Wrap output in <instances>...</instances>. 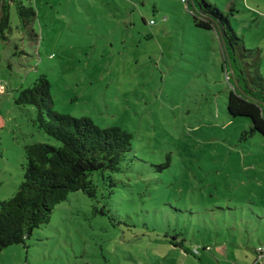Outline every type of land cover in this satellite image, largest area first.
<instances>
[{
	"label": "rangeland",
	"instance_id": "1",
	"mask_svg": "<svg viewBox=\"0 0 264 264\" xmlns=\"http://www.w3.org/2000/svg\"><path fill=\"white\" fill-rule=\"evenodd\" d=\"M208 1L259 48L264 75V0ZM23 2L36 36L11 4L0 40V200L22 180L25 144L57 143L14 102L42 74L54 110L125 127L133 150L115 186L94 175L96 197L70 191L0 264L263 263L264 137H241L249 119L227 112L238 85L216 30L184 0ZM180 238L185 248L170 242Z\"/></svg>",
	"mask_w": 264,
	"mask_h": 264
},
{
	"label": "trees",
	"instance_id": "2",
	"mask_svg": "<svg viewBox=\"0 0 264 264\" xmlns=\"http://www.w3.org/2000/svg\"><path fill=\"white\" fill-rule=\"evenodd\" d=\"M185 2L194 8L195 24L215 29L222 41L224 60L231 64L238 85L228 91L227 112L250 121L241 137L255 132L264 137V75L259 48H246L232 29L228 16L214 3L208 0ZM11 4L20 18L21 30L28 34L31 31L30 34L36 36L30 28L36 17L34 6L23 0H0V40H7V31L11 30ZM50 87V81L42 74L31 85L20 87L14 98L17 105L33 106V122L57 143L25 144L22 180L10 197L0 200V249L24 243L34 228L49 222L54 206L65 200L70 191L81 190L89 197H96L94 175L106 185L115 186L114 174L121 170L133 150L132 132L125 127L118 124L100 126L89 116L76 117L54 110ZM165 159L159 167L168 166L169 155ZM100 211L104 213V209ZM170 242L185 248L183 238Z\"/></svg>",
	"mask_w": 264,
	"mask_h": 264
},
{
	"label": "built area",
	"instance_id": "3",
	"mask_svg": "<svg viewBox=\"0 0 264 264\" xmlns=\"http://www.w3.org/2000/svg\"><path fill=\"white\" fill-rule=\"evenodd\" d=\"M185 1V0H184Z\"/></svg>",
	"mask_w": 264,
	"mask_h": 264
}]
</instances>
